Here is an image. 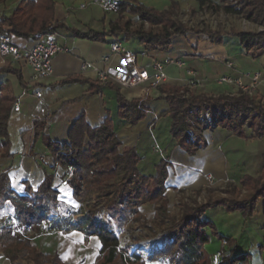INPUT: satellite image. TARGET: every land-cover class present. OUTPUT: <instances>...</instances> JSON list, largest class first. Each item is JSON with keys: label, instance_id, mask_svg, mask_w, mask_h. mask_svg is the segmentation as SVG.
<instances>
[{"label": "crops", "instance_id": "1", "mask_svg": "<svg viewBox=\"0 0 264 264\" xmlns=\"http://www.w3.org/2000/svg\"><path fill=\"white\" fill-rule=\"evenodd\" d=\"M28 1L30 0H6L1 3L0 20L2 15L10 16L20 4ZM35 1L55 3L54 22L65 25L64 29L58 30L57 40L65 51L55 56L53 75L40 81H31L32 70L29 66L14 62L0 53V69L9 66L19 70L22 75L20 81L14 73L0 72V85L9 84L17 98L8 122L9 149L3 148L0 138V180L6 175L7 186L11 190L19 195L31 196L32 192L28 191V188L37 191L46 176L52 175L53 188L59 193L58 201L70 212H76L80 204L75 199L73 189L64 184L68 170L56 166V158L50 153L44 137L55 143L68 142L69 130L83 114L92 127L100 126L108 115L111 116L117 128V137L122 143L121 151L124 147L136 149L140 158L138 170L142 175L156 176L158 165L162 161L167 162L165 195L170 202L178 190H197L207 186L208 175L214 177L216 187L236 183L241 188L242 177L250 175L257 178L262 173L264 138H254L248 128L245 130L246 137L242 138L220 125L212 128L202 126L196 132L198 149L194 154H190L177 144L171 133L170 105L157 86L146 83L139 87L126 88L108 81L100 92L92 93L98 83V70H115L124 66L121 58L111 52L112 43L119 42L136 55L139 65L150 72L153 71L154 61L173 59L182 62V67L171 65L167 68L168 77L163 84L186 86L190 80L186 71L192 69L201 80V85L196 89L199 94H236L232 85L216 84V77L228 75L236 78L239 74H252L264 69V48L249 50L242 44L236 33L244 30H239L238 25L232 27L229 32H222V42L215 43L218 35L214 33L218 31L210 26L208 13V20L205 19L203 13L207 10L200 11L197 0H119L136 1L159 11L170 10L173 2H176L180 6V13L186 15L185 17L192 11L193 27L200 30L210 29L214 34L210 36L209 33L189 32L184 36L174 37L172 47L168 51L149 50L138 38H127L124 34L107 36L106 40L101 42L78 38L67 30L71 28L82 33L108 31L110 22L116 21L120 14L105 11L98 4V0ZM212 1L221 3V0ZM125 16L135 25L140 23L139 18L131 16L129 12H126ZM5 29L9 28L4 27ZM255 31L258 32H252ZM15 42L22 47H30L36 43V39L15 37ZM227 60L234 63L233 69L230 70L225 65ZM115 87L120 88L127 101L145 102L146 113L142 120L133 125L119 118ZM256 98L264 99V85L258 88ZM39 121L45 123V127L37 138L36 123ZM5 150L9 151V157L1 156ZM95 196L94 194L92 200H96ZM154 215L153 206L148 204V220ZM77 217L78 215H75L74 220ZM204 220L215 224L222 236L234 239L233 247L227 250L232 256L248 255L243 264H264L263 199L258 200L256 211L251 218H245L237 210L229 212L222 207H213L208 209ZM6 226L32 236L31 244L37 252L57 255L62 264H96L102 253V242L98 236L86 238L82 232L76 230L36 235L29 227L20 228L14 217L13 206L0 194V229ZM206 248L209 253L219 251L222 249V240L211 237ZM0 264L14 263L10 255L0 250ZM15 264L36 262L32 258L17 257Z\"/></svg>", "mask_w": 264, "mask_h": 264}, {"label": "trees", "instance_id": "2", "mask_svg": "<svg viewBox=\"0 0 264 264\" xmlns=\"http://www.w3.org/2000/svg\"><path fill=\"white\" fill-rule=\"evenodd\" d=\"M6 0H0V4ZM200 11L205 9L215 13L224 11L231 15H242L250 22L264 27V0H241V7L233 5L230 0H221L220 4L212 0H197ZM180 6L173 2L168 11H159L153 7H146L136 1H122L120 17L110 22L108 31H80L67 28L74 36L93 41L104 42L107 36L124 34L127 38H138L141 44L149 50L168 51L172 47L173 38L184 36L189 32L209 33L218 35L215 43H221V33L210 29L189 27L180 18ZM137 16L140 20L135 25L127 19L125 13ZM55 3L30 0L20 4L10 16H1L0 31L8 27V32L14 37L31 39L37 35L50 31L64 29L65 25L54 22ZM146 23L149 28H146ZM236 35L241 43L249 50L264 48V31H240ZM212 38V37H211ZM0 72L16 74L20 81L21 72L9 66ZM107 82L98 80L92 93H98ZM95 86V85H94ZM92 86V88H94ZM164 94L170 105L172 114L171 133L177 144L190 154L198 149V143H189V121H194L202 128L200 116L209 111L215 117V124L245 138L246 128L254 134V138H264V99L250 97L245 92L238 94L206 95L198 94L188 86L160 84L157 86ZM119 104L118 116L129 124H136L144 118L145 102L141 100L127 101L121 94L120 88L115 87ZM17 98L9 84L0 85V138L4 149L10 147L8 122ZM45 123H36V136H41ZM116 126L111 116L98 127L90 126L81 117L73 124L68 134V142L55 143L44 137V141L51 154L56 158V166L73 169V176L67 184L74 191L77 202L83 206L93 199L96 206L84 212L61 210L58 201V191L53 188V176L47 175L37 191L28 188L32 195H19L7 185L6 175L0 180V194L9 201L14 208V217L22 229L30 228L36 235L55 231H79L86 238L98 236L102 242V253L96 264H146V262H161L166 264H211L214 253L223 251L226 256L223 264L245 263L248 255L232 256L228 249L233 247L234 239L222 236L215 224L204 220L209 208L220 206L227 211H240L245 218L254 215L259 199L264 201V168L257 177L245 175L240 179L242 189L236 183L228 184L224 192L227 197H217L207 203H183L179 215H172L168 210V199L165 196V180L167 178V162L162 161L157 167L154 177H147L140 173L138 164L140 158L134 147H124L117 137ZM2 157H9V151H4ZM264 165V164H263ZM67 178V175L65 176ZM65 178V180H66ZM153 185L155 191L149 190ZM248 194L240 198L241 191ZM149 203L156 211L154 226L159 229L160 243L150 249L145 258L142 253L134 251L131 256L120 249L121 238L111 220L99 218V212L108 207L109 211L122 212L125 216L140 218V206ZM106 206V207H105ZM98 208V209H96ZM74 215H78L74 220ZM149 231H154L148 227ZM31 237L24 231L19 232L12 227L0 229V250L10 255L15 264L17 257L34 260L36 264H62L59 256L45 255L37 252L31 244ZM211 237H218L226 241L227 245L221 250L209 253L206 246Z\"/></svg>", "mask_w": 264, "mask_h": 264}, {"label": "built area", "instance_id": "3", "mask_svg": "<svg viewBox=\"0 0 264 264\" xmlns=\"http://www.w3.org/2000/svg\"><path fill=\"white\" fill-rule=\"evenodd\" d=\"M237 3V1H235ZM98 4L105 11L118 12L121 2L119 0H98ZM226 18V16H225ZM217 25L218 22L214 21ZM148 26V24L146 23ZM253 26L258 32L264 31L263 27H256L257 25L245 20L243 28L247 29ZM252 32V31H247ZM256 32V31H255ZM58 31H50L36 36V43L33 46H21L15 42V37L8 32L7 29L0 31V53L3 56L10 57L14 62L23 63L29 66L32 70L31 81H40L46 77L53 75V60L55 56L65 49L58 43ZM111 52L113 55L119 56L123 62V67L115 70L109 68L98 70V80L102 83L113 81L120 85V87L135 88L146 83H152L154 86L163 84L168 75L167 68L171 65L182 67L183 63L178 60L167 59L163 62L154 61L153 71H147L146 68L139 65L136 55L127 50L122 43L113 42L111 45ZM225 65L231 70L234 68V63L225 61ZM187 75L190 76L188 81L189 87H199L201 80L197 78V72L189 69ZM217 84L229 85L236 91L247 93L250 97L257 95L258 88L264 85V69L252 74H239L236 78L229 76H222L218 79ZM200 121L207 128H212L215 125V117L209 112L205 111L200 116ZM192 127L188 129L189 140L195 142L196 135L194 125L196 123L191 121ZM73 169L69 168L67 180L73 176ZM226 246V241H223ZM223 246V247H225ZM226 254L223 251L216 252L211 257V264H223ZM243 264V263H240Z\"/></svg>", "mask_w": 264, "mask_h": 264}, {"label": "rangeland", "instance_id": "4", "mask_svg": "<svg viewBox=\"0 0 264 264\" xmlns=\"http://www.w3.org/2000/svg\"><path fill=\"white\" fill-rule=\"evenodd\" d=\"M230 1L233 5H237L238 7H241V0H230ZM235 1H237V3ZM191 13H192V11H190L189 15H187L188 17H185L186 15L184 16V15L180 14L181 20L183 22H185L189 27L194 26V24L192 23L194 20L192 18ZM207 13L210 16V20H209L210 26H212L214 28V30L216 29V31H218L221 34H222V32H229L232 29V27H236L237 25L239 26V30H241V29H243L244 31L256 30V28H253V26H251L250 28L248 27L247 29L242 28L243 22L246 20V18L242 15H231V14L225 13L224 11L215 13L211 10H207L206 12L203 13V15L205 16V19H207L206 18ZM225 16H226V18H225ZM214 21H217L218 24L216 25L214 23ZM146 28H149V24H148V26L146 25ZM131 43H134V42H131ZM126 45L128 47H130L129 44L126 43ZM186 73H187V71H186ZM213 75L216 76L215 73ZM222 76L216 77L214 82L217 84L218 79ZM224 76H228V75H224ZM229 77H232V76H229ZM186 86H188V85H186ZM226 86H229V85H226ZM191 88H193L194 91H196V93H198L196 90V89H198V87H196V88L191 87ZM235 92H236V94H238L241 91L238 92L235 90ZM189 122L191 124V121H189ZM197 125L198 124L196 123V125L193 126L194 131H195V135H196V131L198 129L197 127H199ZM191 126H192V124H191ZM202 126L205 128V126L203 124H202ZM215 126H216V124L214 125V127ZM189 143L195 144V143H197V139L195 142L189 140ZM207 179L209 181V184L205 187H202V188L197 189V190H192V189L178 190L175 198L171 202L167 197V199H168V210H169L170 214L176 215V216L179 215L181 212V205L185 202L192 204L193 201H195V203H198L200 205V204L207 203L209 200L217 198V197H227L228 196V194H226L224 192V189H226L228 184H230V183L224 185L223 187H216L213 176L208 175ZM239 189L241 190L242 187ZM149 190L151 192L155 191L153 185L150 186ZM165 192H166V190H165ZM247 194H248V192L246 190H242L240 198L245 197ZM94 201L95 200H92L89 203L83 204V206H81V205L78 206L76 212L80 208L83 209L84 212L89 211L90 209H93L96 206ZM148 204L149 203H145L144 205L140 206V209H139L140 218L139 219H137V217L133 216V215H131L129 217L125 216L124 213L119 212V211L111 213L108 210L109 208L106 206H105L106 207L105 210H101L98 214L99 218L104 219V220L107 219L108 221L109 220L112 221V225L115 226V229L118 230V232L120 234V238H121L120 249H122V251L124 253H127L126 255L129 254L131 256V254L134 251H137L139 253H142L144 255V257L146 258L148 256V254L150 253L151 247L160 243L159 229L154 226L156 211H155L154 206L152 205L153 210L155 211V215L153 218L148 220ZM215 207H220V206H215ZM60 208L63 211L68 210L66 208V206H64L62 204H61ZM96 209H98V208H96ZM148 227L153 228L154 231H152V232L149 231ZM223 246H225V245L222 241V247Z\"/></svg>", "mask_w": 264, "mask_h": 264}]
</instances>
